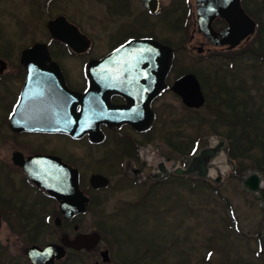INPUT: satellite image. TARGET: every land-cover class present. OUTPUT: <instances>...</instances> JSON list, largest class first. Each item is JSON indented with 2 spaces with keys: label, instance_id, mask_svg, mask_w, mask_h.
Returning <instances> with one entry per match:
<instances>
[{
  "label": "flooded vegetation",
  "instance_id": "flooded-vegetation-1",
  "mask_svg": "<svg viewBox=\"0 0 264 264\" xmlns=\"http://www.w3.org/2000/svg\"><path fill=\"white\" fill-rule=\"evenodd\" d=\"M12 1L24 9L31 3L37 4L41 14L37 25H34L36 28L34 35L30 39L19 37L21 41L18 42V46L21 44L17 46L19 49L11 52L0 50V86L3 87L6 83L9 87L5 93H0V179L5 183L0 184V228L3 224L8 225L12 234L17 233V236L22 234L26 240L22 247L23 256L27 263L31 264L26 254L27 248L33 245L44 248L51 243L61 244L63 234L73 238L79 233L92 232L80 229V216L86 214L93 204L99 203L95 195L110 185L109 173L110 170L113 171V168L102 170L99 163L109 166V160L105 162L106 158L115 156L114 168H118L119 173L122 170L124 174L121 172L120 175L130 184H135L134 178L129 179L126 175L124 164L127 161H133L134 164L138 162L140 147L151 145L160 108L164 106L174 108L168 97L176 96L185 108L190 109L171 90L174 80L189 72L184 70L174 74L178 63V51L195 48L198 52H209L222 49L233 50V53L237 54V51L245 50L244 48L252 50V47H258L255 33L259 20L264 28L262 18L264 0H239L241 8L255 21L256 26L255 32L240 40L237 46L213 45L203 35L196 21V0H157L156 7L153 0ZM78 2L87 3L88 10L86 15H83L84 28L79 24L81 16L78 17L80 7ZM91 7H97L98 12L91 11ZM116 7L121 13L113 12V8ZM121 7L125 12H122ZM3 14L4 19L5 16L8 19V14L5 12ZM3 14L0 12L2 20ZM121 14L127 19H120ZM140 15L144 16V19ZM28 19L26 16L25 22L31 25ZM126 21L130 32L122 33L120 29L126 27L123 25ZM211 26L219 33L227 26V21L217 15L212 19ZM194 32L201 38L197 43L192 41ZM77 33L88 39V44L80 51L75 49L80 45ZM139 39L156 40L168 46L173 52L172 64L165 76L166 86L158 94L153 95L150 87L141 90L135 89L133 85L113 93H83L90 81L87 65L91 60L109 56L128 42ZM2 43L4 38L0 28V48ZM99 46L102 51L92 55V51ZM55 71H59L62 77L63 88L57 82ZM78 94H87L86 99L78 102L74 96ZM159 102H163L164 105H160ZM83 109H86V117L80 119L74 117L79 116ZM142 110L152 115L151 123L145 130L139 131L131 123L123 121L129 116L136 118V113H141ZM95 111L107 114L108 120L116 116L121 122L118 125L99 122L98 130L103 137L97 141L93 140L90 132L76 136L58 130L63 125L67 126L68 122L74 123L71 126L75 128L93 129ZM78 121H81L80 124ZM222 142L220 139L213 146L215 152ZM176 146L177 143L172 147L177 150ZM94 150L105 152L102 156L97 154V157L91 156ZM198 151L197 146L190 156L188 148L186 153L178 158L180 159L178 166L174 168L160 162L157 166L158 171L147 174L150 181H147L145 176L138 181L141 188H144L140 199L127 204L141 205L144 208L150 194L159 186L164 187L167 184L177 183L188 190L190 177L197 176V172L190 173L187 169L191 158L197 155ZM57 159L78 172L79 188L89 198L85 213L65 217L59 201L30 178V173L41 176L43 168L52 167L46 165L44 160ZM211 160L212 158L207 161V167ZM141 164L145 165L147 161L142 160ZM177 169H181L182 172L177 173ZM133 171L140 173L141 169L135 167ZM93 174L107 177L108 184L100 188L92 187L89 179ZM46 234H49L48 238ZM93 251L94 248L74 250L65 247V256L60 259L54 258L50 264H68L79 256L84 261L82 264H86L85 259L94 253ZM100 251L101 249L97 251L99 257ZM15 261L10 257L0 264H13ZM100 261L104 262L101 257Z\"/></svg>",
  "mask_w": 264,
  "mask_h": 264
},
{
  "label": "rangeland",
  "instance_id": "rangeland-1",
  "mask_svg": "<svg viewBox=\"0 0 264 264\" xmlns=\"http://www.w3.org/2000/svg\"><path fill=\"white\" fill-rule=\"evenodd\" d=\"M0 4L2 6L0 12L8 14V19L6 16L4 19L3 14L6 21L0 17V28L4 38L0 50L15 51L21 45L18 46V42H21L19 37L30 39L34 35L36 30L34 25L38 23L41 10L34 3L26 9L12 0H0ZM78 5L80 6L78 17L81 16L79 24L84 28L83 15H86L88 10L87 3L78 2ZM90 9L98 12L97 7ZM121 10L125 12L122 7ZM113 12L121 13L118 7L113 8ZM176 14L178 15L179 11ZM121 15L120 19H127ZM26 16L31 25L25 22ZM140 17L144 19V16ZM262 18L264 22V13ZM123 25L126 27L120 29L121 32H130L127 21ZM189 29L191 32L192 25ZM199 39L201 38L194 32L192 41L197 43ZM256 41L258 40L255 39ZM102 47L104 48L105 44ZM101 51V46L96 47L92 55H97ZM229 51L233 52L222 49L198 52L195 48L178 51V63L173 72L174 74L184 70L193 72L201 84L203 93L211 96L216 90L212 79L215 69L221 67L220 70L225 72L227 81L233 73L237 84L239 78L237 79L236 75L239 72L246 84L250 85L249 87L253 86L249 93L254 94L257 103L260 101L263 103L264 110V64L252 68L250 63L254 64L253 60L246 57L242 58L245 60L243 62L239 57L232 61V66H229L226 64L229 60L224 58ZM8 88L6 83L3 87L0 86V93H5ZM257 89L262 96L258 95ZM168 99L172 101L174 108L165 106L160 108L151 145L140 147L138 162L134 164L133 161H127L124 164L126 175L129 179L134 178L135 184H130L120 175L122 170L119 173L118 168H114L115 156L106 158L105 162L109 160L110 167L99 163L102 170L113 168V171L110 170L109 173L110 185L95 195L99 203L93 204L86 214L80 216L82 231L95 230L100 234L94 253L88 255L87 259L83 257L85 263L264 264V203L258 192L242 185L243 177L257 171L249 167L252 158L230 159L221 144L207 167L206 186L192 187L189 183L187 190L177 183L167 184L164 187L159 186L150 194L144 208L141 205L127 204L142 196L144 188H141L138 181H141L143 176L150 181L147 174L158 171L157 166L160 162L169 168L178 166L180 160L178 158L186 153L194 138L199 140V153L204 148H213L220 139L225 141L224 135L211 130L209 120L214 122V119L217 121V130L225 132L227 128L225 121L218 119L214 110L204 105L197 111H192L185 108L176 96H170ZM163 102L159 104L164 105ZM200 117H205L206 121L199 123ZM176 143L177 150L172 147ZM95 150L91 152V156L96 154L102 156L105 152ZM252 152L258 154L256 150ZM142 160L147 161V164H141ZM239 164L245 168L239 176L234 175L233 167ZM135 167H139L141 172H134ZM0 184H5L2 179ZM214 185L217 186V191L213 188ZM263 185L264 177L261 182V186ZM230 207L233 212L230 211ZM48 235L46 234L47 238ZM25 241L22 234L19 236L17 233L12 234L10 227L3 224L0 228V262L11 257L12 260H16L13 264H28L22 249ZM104 248L109 252V262H101L97 253L98 249ZM82 262L84 261L79 256L68 264Z\"/></svg>",
  "mask_w": 264,
  "mask_h": 264
},
{
  "label": "water",
  "instance_id": "water-1",
  "mask_svg": "<svg viewBox=\"0 0 264 264\" xmlns=\"http://www.w3.org/2000/svg\"><path fill=\"white\" fill-rule=\"evenodd\" d=\"M154 1L156 7L157 0ZM197 4V24L203 35L214 45L229 44L235 46L241 39L254 32L255 22L241 8L239 0H196ZM223 16L227 21V26L219 33H216L212 26V19L217 16ZM52 30V27H50ZM79 46L75 47L80 51L88 44V39L82 34L77 33ZM172 50L152 39L132 40L124 46L118 48L109 56L101 59L91 60L87 65V74L90 79L88 88L83 93H113L118 92L130 85L135 89L144 90L151 88L152 94L159 93L165 86V76L171 66ZM58 78L57 82L63 88L64 82L59 71L54 72ZM128 77H130L128 79ZM171 89L176 92L188 107L198 108L205 102L204 94L200 83L193 73H186L177 78ZM79 93V92H73ZM87 94L74 95L78 102L86 99ZM118 112V110H116ZM93 129L75 128L72 122L67 126H62L61 131L80 136L84 132H90L93 140H100L103 135L98 130V123L104 121L109 125L119 124L121 119L110 117L105 113L94 112ZM76 118L86 117V109H83ZM102 118V119H101ZM98 119V120H97ZM152 115L148 111L142 110L134 116H129L123 121L131 123L139 131L149 127ZM80 124L81 121H78ZM66 125V124H65ZM215 148H204L199 155L193 157L190 161L188 172L198 171L199 176H205L207 173V161L215 155ZM46 165L42 169L41 176H35L30 173V178L37 184L43 186L48 193L55 197L59 203L62 213L65 217L74 216L77 213L85 212L88 197L85 196L78 186V173L76 169L69 168L60 160H44ZM177 169V173H181ZM90 184L94 188L105 186L108 183L107 177L101 174H93ZM262 177L258 173H250L242 179V184L259 194L264 203V185L261 186ZM100 239L98 231L90 233H79L73 238L66 234L61 237L62 245L48 244L44 248L33 245L26 249V254L32 264H50L54 258H60L64 255L63 246L73 249H89L97 245ZM102 261L109 260L108 250L100 251Z\"/></svg>",
  "mask_w": 264,
  "mask_h": 264
},
{
  "label": "trees",
  "instance_id": "trees-1",
  "mask_svg": "<svg viewBox=\"0 0 264 264\" xmlns=\"http://www.w3.org/2000/svg\"><path fill=\"white\" fill-rule=\"evenodd\" d=\"M259 22L257 32L255 33V35L257 34V38L255 39L258 40V47H252V50L244 48L245 50L237 51V54L229 51L224 57L229 60L226 64L232 66V61H236L239 57L240 61L243 62L245 61L243 59L246 57L253 60L254 64L250 63L252 68H258V64H264V28L261 20ZM220 68L215 69L212 77L216 88L215 93H212V96L204 93L206 97L205 106L214 110L217 118L225 121L227 128L225 132L217 130V121L214 119V122L209 120L211 130L216 134L224 135L225 148L230 159H237V157L252 158L249 167L264 177L263 103L261 101L257 103L254 94L249 93L253 86L249 87L250 85L246 84L245 79L239 72L236 75L237 79L239 78L237 84L233 73L230 74L231 77L227 81L225 72L221 71ZM202 85L204 86L203 82ZM207 95L210 99H208ZM258 95L262 96L259 90ZM204 121H206L205 117L199 118V123ZM194 142L195 138L192 140L189 150L194 146ZM253 150H256L258 154L252 152ZM244 168L245 166L242 164L237 165V167L235 166V168L233 167V174L239 176ZM190 183L192 187L197 185L206 186L207 181L198 177H190ZM230 211L233 212L231 207Z\"/></svg>",
  "mask_w": 264,
  "mask_h": 264
}]
</instances>
